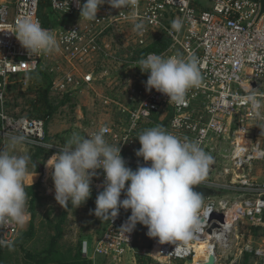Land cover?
I'll use <instances>...</instances> for the list:
<instances>
[{
    "label": "built area",
    "instance_id": "1",
    "mask_svg": "<svg viewBox=\"0 0 264 264\" xmlns=\"http://www.w3.org/2000/svg\"><path fill=\"white\" fill-rule=\"evenodd\" d=\"M44 2L49 8V20L54 22L49 26H43L39 16ZM83 3L85 0H79V5L76 0L68 3L67 0H0V108L10 76L44 70L51 80L50 92L62 97L102 84L101 77L106 73L101 62L104 59L131 69L137 68L139 61L152 53L164 57L195 54L200 61L202 83L188 91L184 105H175L155 89L146 91L148 73L144 72L143 79H126L124 97L105 93L97 96L102 106L112 111L111 117L89 118L78 126L84 136L106 126L107 142L118 144L130 167L150 164L135 154L140 147L137 136L150 127L162 125L180 137L199 140L214 159L205 178L197 185L213 191L203 197L200 230L187 241L161 243L152 237L150 246L141 253L166 263L198 264L206 261L212 252L215 264H219L225 250L241 235L240 223L249 228L264 227V12L260 13L261 0H138L137 6L123 9L113 8L106 0L98 6L95 21L80 17ZM24 17L38 20L43 28L55 33L60 50L30 55L13 34L15 25ZM133 18L142 24L141 30H134ZM174 22H179L178 30L173 27ZM73 30L77 31V37L65 40L70 35L67 31ZM161 34L170 39L164 51L145 52L135 58L118 56L121 51L118 39L133 37V44L123 46L133 55ZM249 95H255L258 108L252 107L247 99ZM174 122L178 126L174 127ZM9 134H22L26 143L53 151L50 157L59 151V146L48 141L42 119L13 117L0 110V135L5 141ZM96 171L99 175L92 178L91 190L100 192L104 174L102 169ZM51 174L52 168L45 165L36 181H40L46 193L55 195ZM120 198H125L123 193ZM213 213L224 214V223L211 219ZM129 216V209L121 208L115 218L107 220L94 241L92 253L88 252V242L81 241L82 255L92 264H97L96 255L104 256L112 264H121L127 249L134 246L138 227L137 223L130 233L120 229ZM213 223L217 227L207 233ZM20 233L21 227L15 224L0 228V245L14 244ZM200 246L210 252L196 259ZM244 252L253 254L264 264V245L243 243L238 253Z\"/></svg>",
    "mask_w": 264,
    "mask_h": 264
},
{
    "label": "clouds",
    "instance_id": "2",
    "mask_svg": "<svg viewBox=\"0 0 264 264\" xmlns=\"http://www.w3.org/2000/svg\"><path fill=\"white\" fill-rule=\"evenodd\" d=\"M76 2L79 5V0ZM105 2L85 0L80 6V17L97 20L98 6ZM107 3L123 9L137 6L138 0H107ZM133 19L134 30H141L142 24ZM173 27L178 30L179 22H174ZM67 32L70 35L65 40L77 37L76 30ZM13 34L30 55L60 50L56 34L43 28L38 20L21 18ZM138 67L142 73H148L146 91L155 89L177 106L184 105L188 91L202 83L200 61L195 54L164 57L152 53L141 59ZM247 99L254 109L260 106L255 95ZM173 126H178V122ZM106 133V126L85 136L73 133L47 160L46 166L52 168L57 203L64 208L85 203L91 196L92 178L99 175L97 169H102L104 185L95 199L96 217L111 221L121 208L130 209L131 215L120 227L124 233L132 232L139 223L147 227L149 237H157L161 243L192 239L201 228L204 207L203 197L193 186L202 182L214 162L201 142L180 137L162 125L143 130L137 136L140 147L135 154L150 164L138 165L133 170L122 157L118 144L107 142ZM7 140L6 147L0 148V228L12 224L23 227L29 220L26 182L31 156L26 151L23 154L16 151L26 143L24 135L9 134ZM122 193L124 199L120 198Z\"/></svg>",
    "mask_w": 264,
    "mask_h": 264
},
{
    "label": "rangeland",
    "instance_id": "3",
    "mask_svg": "<svg viewBox=\"0 0 264 264\" xmlns=\"http://www.w3.org/2000/svg\"><path fill=\"white\" fill-rule=\"evenodd\" d=\"M43 13L49 15L47 9ZM121 51L118 56L125 59L131 56V51H127L125 44H133V37L127 39H118ZM129 50H131L129 48ZM106 73L101 77L102 84H98L94 89L88 91L76 92L75 95H68L66 102L60 103L54 112L46 116L48 141L54 145L63 146V144L73 135V133L84 136L78 124L89 118H99V116L111 117L112 111L104 108L99 101V97L105 94L125 96L126 79L133 77L143 79L144 75L137 68L128 69L112 60L104 59L101 61ZM101 73V72H100ZM43 81V82H42ZM39 81L36 76L25 77L15 75L7 78V83L3 90V104L0 110L13 117H37L34 110V104L40 96V91L47 87V81ZM105 93V94H104ZM52 96V93H50ZM42 115V114H41ZM83 116L82 119L79 116ZM8 140L5 141L0 135V148L6 147ZM59 148V147H58ZM18 154L25 151L31 156L28 165V173L39 172L40 168L46 165L47 160L53 151L38 154L34 145L25 143L19 145L16 149ZM36 165V167H35ZM262 165V164H260ZM38 169V170H37ZM263 179V177H262ZM37 184L35 188L36 196L32 200L28 195L26 212L31 207L34 216L29 215L28 222L21 227L23 232H27L32 223V234L21 237L19 242L14 246L0 248V264H39L35 255H39L48 247L51 234H54V223L61 219L62 235L59 242L63 248L60 252V258L68 259L74 256L75 250L83 240L88 242L89 254L92 253L95 239L100 235L106 221L96 217L94 211H90L85 205L73 208L70 204L68 208L60 206L55 200V196H49L45 192L40 181H31ZM35 182V183H34ZM28 184V185H31ZM92 188V185H90ZM236 201L239 198L235 199ZM130 215H131V210ZM32 218V219H30ZM241 235L236 239L231 247L227 248L222 254L219 264H263L253 254L245 256V253L239 255L238 250L243 243H249L251 246L264 245V227L249 228L246 224H239ZM152 237L147 235V227L138 223L135 232V241L133 248H128L122 256L121 264H190L189 261H177L166 263L157 257H149L141 252L151 244ZM71 250L70 256L67 250ZM97 264H112L105 260L102 255H96Z\"/></svg>",
    "mask_w": 264,
    "mask_h": 264
},
{
    "label": "trees",
    "instance_id": "4",
    "mask_svg": "<svg viewBox=\"0 0 264 264\" xmlns=\"http://www.w3.org/2000/svg\"><path fill=\"white\" fill-rule=\"evenodd\" d=\"M45 8H47V10H49L47 4L44 2L40 6L39 16L41 18L42 25L43 26H49L51 23L53 24L54 22L49 20V17L47 14L43 13V9H45ZM169 44H170V39L166 35L161 34L159 37L151 40V42L145 48L135 50L133 55H131L130 57L131 58L141 57L143 55V53H145V52L160 53V52L164 51L169 46ZM20 75H23L24 77H25V75H26V77L27 76L28 77L36 76V78H38L39 81H42L45 79L47 81V87L43 88L40 91V96H39L38 100L35 101V103H37V104H34V110L36 111V114L38 115L37 117H34V118L42 119L45 122L46 131H47L48 127H47V122H46V116L49 115L50 113L54 112V110L56 109V107L59 106L60 103L66 102L69 99V96L63 95L62 97H59V96H55L53 94H52L53 97L50 96L51 80H50V77L48 76V74L44 70H39V71L29 72V73H23ZM146 77H147V75H146ZM150 128H152V127H150ZM35 148H36L38 154L50 152L45 148L43 149V148H40L37 146ZM131 168L133 170H135L136 167L132 166ZM40 169H39V171H40ZM36 186H37V184L26 185V192L31 197L32 200L36 196V193L34 191ZM98 193L99 192H94L91 190V196L82 205H85V207H87L90 211H93L96 207L95 199H96V196ZM28 213L31 215V217L34 216V212H33L31 207L28 209ZM62 217L63 216H61L60 220H57L54 223L55 232H54V234H51V236L49 238L47 249H45L43 252H41L38 256L35 255L34 259L39 264H92V262L89 258H86L85 256L82 255V253H81V242L78 243V246L75 250L76 252H75L74 256H72L71 258H68V259L67 258L66 259L60 258V252L62 251L61 249L63 248L62 244L59 242V239L61 238V235H62V233H61V231H62V227H61ZM30 219H32V218H30ZM250 228H255V227H250ZM32 231H33V226H32V223H30L28 231L23 232L21 230V233H20L19 237L17 238V240L14 242V244L9 245V246L0 245V248H6V247L14 246L15 244H17L19 242L21 237H24L25 235H28V234H32ZM67 252L69 253V256H70L71 250L68 249ZM244 253H245V256L250 255L249 253H246V252H244ZM173 262L175 263L177 261H173Z\"/></svg>",
    "mask_w": 264,
    "mask_h": 264
},
{
    "label": "water",
    "instance_id": "5",
    "mask_svg": "<svg viewBox=\"0 0 264 264\" xmlns=\"http://www.w3.org/2000/svg\"><path fill=\"white\" fill-rule=\"evenodd\" d=\"M264 12V0H261V11L260 13ZM194 190L199 192L201 194L202 197H206L209 196L213 193L212 189L207 188V187H200L197 185L193 186ZM211 219H216L217 221H219L220 223H224L225 221V216L222 213H213L211 216ZM214 227H217V224L213 223L208 229H207V233H210L212 231V229ZM216 261V257L214 254H209L208 259L204 262H200L198 264H215Z\"/></svg>",
    "mask_w": 264,
    "mask_h": 264
},
{
    "label": "crops",
    "instance_id": "6",
    "mask_svg": "<svg viewBox=\"0 0 264 264\" xmlns=\"http://www.w3.org/2000/svg\"><path fill=\"white\" fill-rule=\"evenodd\" d=\"M38 173L37 172H31V173H28V179H27V183H26V185H28V184H30L31 182H28V181H30L29 179H31L32 178V181H35V182H37L36 181V179L38 178V175H37ZM34 182V183H35ZM47 195H49V196H55L54 194H49V193H47ZM28 214V213H27ZM259 227H263V226H257V228H259Z\"/></svg>",
    "mask_w": 264,
    "mask_h": 264
},
{
    "label": "bare ground",
    "instance_id": "7",
    "mask_svg": "<svg viewBox=\"0 0 264 264\" xmlns=\"http://www.w3.org/2000/svg\"><path fill=\"white\" fill-rule=\"evenodd\" d=\"M210 251H208V253H209ZM207 251H205V247H203V246H200V248L198 249V251H197V253H196V259L197 258H199V257H205L207 254ZM210 253H212V252H210ZM191 264V263H190Z\"/></svg>",
    "mask_w": 264,
    "mask_h": 264
}]
</instances>
